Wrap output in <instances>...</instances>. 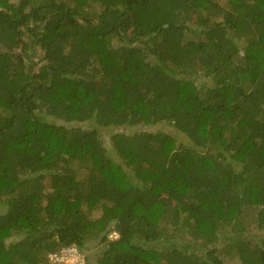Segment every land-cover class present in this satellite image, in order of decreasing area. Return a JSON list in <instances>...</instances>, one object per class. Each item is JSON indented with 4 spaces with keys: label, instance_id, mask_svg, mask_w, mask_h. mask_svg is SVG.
I'll list each match as a JSON object with an SVG mask.
<instances>
[{
    "label": "trees",
    "instance_id": "16d2710c",
    "mask_svg": "<svg viewBox=\"0 0 264 264\" xmlns=\"http://www.w3.org/2000/svg\"><path fill=\"white\" fill-rule=\"evenodd\" d=\"M12 1L0 264H264V0Z\"/></svg>",
    "mask_w": 264,
    "mask_h": 264
},
{
    "label": "rangeland",
    "instance_id": "374dc122",
    "mask_svg": "<svg viewBox=\"0 0 264 264\" xmlns=\"http://www.w3.org/2000/svg\"><path fill=\"white\" fill-rule=\"evenodd\" d=\"M21 0H13L12 2L14 4H19ZM40 53V54H39ZM42 57V54L40 52V50L38 51V54L36 56H34L32 58V60L37 63L38 65H40V59ZM61 124V123H60ZM78 126H81L82 128H85V129H90L93 127V124L92 123H84V124H78ZM143 130H146V131H152V132H156V131H164L166 133H169L171 134L172 136H174L178 143L179 144H184V145H189L190 144V141L188 140V138L182 134V133H179L177 132L172 125L170 124H158V125H154V126H151V127H145V128H142V127H137V128H128V127H120V128H113V129H101V136H102V139L103 141L105 142V145L106 147L108 148V150L111 152V155H113L115 157V153H114V150L112 149V142H111V138L114 134H117V133H125V134H131L132 132L134 131H143ZM114 160L118 161V158H114ZM249 219V218H248ZM247 227H248V231H250V233H252V235H258V234H262L263 232H260V231H252V227L250 225V223L248 224L247 223ZM119 235L117 233H112L109 238L110 239H116L118 238ZM100 247L98 245V243H93L91 244V248L90 250L88 251V253H86L88 256H92L91 259H92V262L93 264H95V256L98 255L100 253Z\"/></svg>",
    "mask_w": 264,
    "mask_h": 264
},
{
    "label": "built area",
    "instance_id": "2783aa9c",
    "mask_svg": "<svg viewBox=\"0 0 264 264\" xmlns=\"http://www.w3.org/2000/svg\"><path fill=\"white\" fill-rule=\"evenodd\" d=\"M49 260L52 264H88L85 254L74 245L51 254Z\"/></svg>",
    "mask_w": 264,
    "mask_h": 264
}]
</instances>
